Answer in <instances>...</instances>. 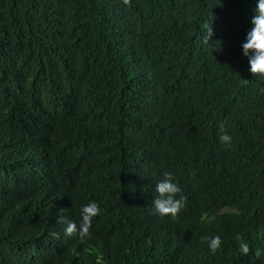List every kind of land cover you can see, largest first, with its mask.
Instances as JSON below:
<instances>
[{
	"label": "trees",
	"instance_id": "16d2710c",
	"mask_svg": "<svg viewBox=\"0 0 264 264\" xmlns=\"http://www.w3.org/2000/svg\"><path fill=\"white\" fill-rule=\"evenodd\" d=\"M253 7L0 0V264H264V80L239 48ZM164 172L175 217L152 206ZM90 200L89 236H66Z\"/></svg>",
	"mask_w": 264,
	"mask_h": 264
},
{
	"label": "clouds",
	"instance_id": "9594fccd",
	"mask_svg": "<svg viewBox=\"0 0 264 264\" xmlns=\"http://www.w3.org/2000/svg\"><path fill=\"white\" fill-rule=\"evenodd\" d=\"M249 23L251 26L246 30L243 40L239 44L240 54L246 59L248 72L264 80V0H254V7L252 8ZM211 32L212 30L208 23L207 31L203 34V39L208 41ZM216 50L219 51L220 47ZM218 130L220 133L218 140L225 147L230 146L232 137L224 131L223 123L218 124ZM154 191L156 196L152 200V206L158 216L175 217L183 209L186 198L181 194V188L174 181L171 173H162V178L155 183ZM79 212V224L77 225L71 221L67 222L64 234L66 236L76 234L79 238L85 239L89 236L92 220L98 215L100 209L95 201L90 200L81 205ZM201 239L206 242L210 253H215L221 248V238L219 235H208ZM237 251L242 257L248 256V242L242 241L239 243ZM252 256L260 257L261 249H255L252 252Z\"/></svg>",
	"mask_w": 264,
	"mask_h": 264
}]
</instances>
